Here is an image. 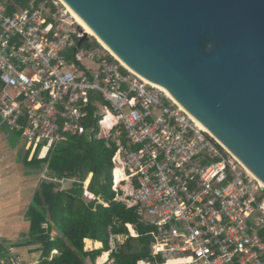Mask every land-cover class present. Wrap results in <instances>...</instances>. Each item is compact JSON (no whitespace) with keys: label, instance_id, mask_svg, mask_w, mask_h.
<instances>
[{"label":"built area","instance_id":"obj_1","mask_svg":"<svg viewBox=\"0 0 264 264\" xmlns=\"http://www.w3.org/2000/svg\"><path fill=\"white\" fill-rule=\"evenodd\" d=\"M86 34L62 0H0V126L24 138L28 161L49 159L84 133L93 106L97 137L118 145L114 199L157 228L151 259L136 264H264V185L178 102L93 46L96 37L81 42ZM84 196L96 199L87 186ZM98 258L118 264L110 250Z\"/></svg>","mask_w":264,"mask_h":264},{"label":"water","instance_id":"obj_2","mask_svg":"<svg viewBox=\"0 0 264 264\" xmlns=\"http://www.w3.org/2000/svg\"><path fill=\"white\" fill-rule=\"evenodd\" d=\"M62 1L264 184V0Z\"/></svg>","mask_w":264,"mask_h":264},{"label":"trees","instance_id":"obj_3","mask_svg":"<svg viewBox=\"0 0 264 264\" xmlns=\"http://www.w3.org/2000/svg\"><path fill=\"white\" fill-rule=\"evenodd\" d=\"M95 98L104 104L97 93L92 94L91 99ZM94 111L90 106L84 133L67 135L49 159L33 157L28 161L27 153L23 157L26 167L46 165L49 177L41 181L25 210L29 220L25 243L39 245L35 249L41 252L38 264H95V259L108 250L118 264L151 259V232L157 228L142 221L136 207L127 208L114 199L112 157L118 145L112 137H97L100 117ZM120 142L125 146L123 131ZM62 179L73 180L72 185L61 188L56 182ZM85 181L89 182L87 190L96 196L95 200L84 196ZM127 224L132 225L136 236L130 234ZM117 236L123 240L118 242ZM85 239L98 241L96 246L101 242L102 246L86 250Z\"/></svg>","mask_w":264,"mask_h":264},{"label":"crops","instance_id":"obj_4","mask_svg":"<svg viewBox=\"0 0 264 264\" xmlns=\"http://www.w3.org/2000/svg\"><path fill=\"white\" fill-rule=\"evenodd\" d=\"M3 144L0 141V250L4 252L0 254V259H4V264H12V261L15 264H38L41 252L35 249L39 245L25 243L29 227L27 221L29 220L26 219L25 213L20 214L22 208L26 210L33 193L37 189L27 197V194L30 192L28 190L30 187L25 183H16L12 181L11 176H8L11 167L8 168L6 160H2V155L5 152L2 147ZM22 226L26 227L20 229L19 227ZM51 234L52 236L56 235V231L53 230ZM97 242L91 239H85V249L92 250L100 248L102 243L99 242L100 245L96 246ZM86 243L89 244V247ZM53 252L55 253V250ZM102 253L104 254L99 256V262L106 258V251Z\"/></svg>","mask_w":264,"mask_h":264},{"label":"rangeland","instance_id":"obj_5","mask_svg":"<svg viewBox=\"0 0 264 264\" xmlns=\"http://www.w3.org/2000/svg\"><path fill=\"white\" fill-rule=\"evenodd\" d=\"M88 35H91V34H88ZM94 40L99 45L98 40L96 38H94ZM92 45L96 46L95 42H92ZM0 138H1L0 141L2 142V144L4 143L2 147L5 150V152L2 155L3 156L2 160L3 161L6 160L7 162L6 165L8 168L11 167V171L8 176H11L12 181H15L16 183H20V184L25 183L26 185H28L30 187L28 189L30 190V192L27 194V197H29L28 195H31L35 189L39 188L41 181L49 180V177L47 173L45 172L42 164L39 166H35L33 168L29 166L25 167L22 160H23L24 155L27 153V150L25 149V140L19 133L9 131L7 128L0 126ZM72 181L73 180L71 179H65V180L62 179L56 183H58V185H60L61 188H68L72 185ZM87 184H88V181H85L84 185L87 186ZM23 213H25L24 208L20 210V214H23ZM26 219L28 220V218ZM27 222L29 224V221ZM25 227L26 226H22L19 228L24 229ZM122 240H123L122 236H119V238H117L118 242ZM112 242H113L112 244L114 245L115 244L114 240ZM87 263L93 264L89 261H87Z\"/></svg>","mask_w":264,"mask_h":264},{"label":"bare ground","instance_id":"obj_6","mask_svg":"<svg viewBox=\"0 0 264 264\" xmlns=\"http://www.w3.org/2000/svg\"><path fill=\"white\" fill-rule=\"evenodd\" d=\"M67 6V5H66ZM68 7V9L70 10V12L72 13V15L75 17V19H76V22L78 23V25H80L81 27H82V29L84 30V32L85 33H87V34H91V35H93L94 37H96L97 38V40L101 43V45H103L114 57H116L118 60H120L95 34H94V32L76 15V13L74 12V11H72V9H70V7L69 6H67ZM121 61V60H120ZM122 62V61H121ZM122 64L124 65V66H126V67H128L125 63H123L122 62ZM129 68V67H128ZM130 69V68H129ZM130 70H132V69H130ZM133 71V70H132ZM133 72H135V71H133ZM136 73V72H135ZM139 75V74H138ZM142 77V76H141ZM145 79V78H144ZM145 80H147V81H149L148 79H145ZM150 83H152V84H154V85H156V86H158L161 90H163L167 95H169L171 98H173L164 88H162L161 86H159V85H157L156 83H153V82H151V81H149ZM174 99V98H173ZM175 100V99H174ZM176 101V100H175ZM177 102V101H176ZM108 119L109 118H107L106 120H105V122H108ZM203 126V125H202ZM204 127V126H203ZM205 128V127H204ZM116 172H117V168H116V170H115ZM250 172V171H249ZM260 181V180H259ZM261 182V181H260ZM262 183V182H261ZM263 184V183H262ZM264 185V184H263ZM130 231L134 234V231L132 230V228L130 227ZM88 245V247H89V244H87ZM104 260V259H103ZM102 260V261H103ZM101 262V261H100Z\"/></svg>","mask_w":264,"mask_h":264}]
</instances>
